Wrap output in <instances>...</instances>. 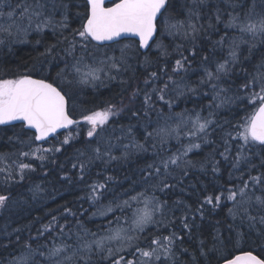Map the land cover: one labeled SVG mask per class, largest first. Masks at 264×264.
<instances>
[{
    "label": "snow or ice",
    "instance_id": "1",
    "mask_svg": "<svg viewBox=\"0 0 264 264\" xmlns=\"http://www.w3.org/2000/svg\"><path fill=\"white\" fill-rule=\"evenodd\" d=\"M23 44L43 51L0 76V213L52 164L102 226L64 207L0 264H264V0H0V50Z\"/></svg>",
    "mask_w": 264,
    "mask_h": 264
},
{
    "label": "trees",
    "instance_id": "2",
    "mask_svg": "<svg viewBox=\"0 0 264 264\" xmlns=\"http://www.w3.org/2000/svg\"><path fill=\"white\" fill-rule=\"evenodd\" d=\"M77 3L79 4L80 2ZM42 51L43 49H39L38 51L36 49L34 50L33 47L27 46V44L20 46L15 45L12 52L0 50V76L12 78L14 73H17L18 71L23 72L25 67H31L36 63L37 58L40 57ZM100 93H102V95ZM100 93L96 94L99 96L97 103H100L109 97L110 89L101 88ZM88 99L90 100L91 97H88ZM205 102L207 103V100ZM193 106V103L189 101L186 104H181L177 110L179 111L185 107L192 108ZM87 107L92 108L94 105L89 103ZM75 115L76 118L79 119L80 111H77ZM14 131H19V129L8 128L6 132L0 133V154L17 151L19 146L13 145L7 139ZM172 143L175 144V141ZM208 151H210V149L206 146L202 154L193 156L192 158L202 160L204 156L208 154ZM67 155H71V153H68ZM191 155L192 154H190V156ZM64 160L65 157L62 156L60 157L59 162H63ZM7 163L8 161H5V164ZM135 168L136 164L133 162L124 166L116 165L113 168H110L106 173V175L115 176L117 183L113 186V190L117 195L123 192L125 188L129 187V181L125 180L124 176L125 174L131 176L135 171ZM44 171L48 172L47 176H44L43 172L33 173L31 174L30 179L24 182V188L20 189V191L26 192L27 187L30 184L39 183L45 189V192L41 195L40 199L30 201L28 205L20 208H13L7 213H0V254H3L5 257L8 256L9 252L12 251L14 247L15 234L12 232V229L17 227L25 228L27 226L31 228L32 233L35 234V229L39 228L41 223L49 222L51 214H56L60 217V223L63 224L65 223V220L61 213V209L64 207H69L72 208L73 211H78L82 205L84 209H88V212L84 216H78L75 218L69 216L68 222H72L77 218L82 219L87 227L93 231L102 226L100 220H89L88 218L91 213L95 211V208L90 207L86 200L81 199L87 191L83 182L76 181L69 184L60 180L59 176L61 173L56 165L50 164ZM95 178V176L92 177V179ZM201 179L207 181L211 180L212 177L211 175H208L206 177H201ZM120 184H123V188L119 187ZM13 191H15V189ZM104 223H106V221ZM5 229H7V231H5ZM27 235L28 232L25 231L24 236ZM4 246H7V250H5Z\"/></svg>",
    "mask_w": 264,
    "mask_h": 264
},
{
    "label": "rangeland",
    "instance_id": "3",
    "mask_svg": "<svg viewBox=\"0 0 264 264\" xmlns=\"http://www.w3.org/2000/svg\"><path fill=\"white\" fill-rule=\"evenodd\" d=\"M24 45V44H23ZM18 46H20V45H18ZM27 46H31V47H33L34 48V50L36 49L37 51L40 49H43V47L42 46H39V47H37V46H35L34 44H27ZM40 52V51H39Z\"/></svg>",
    "mask_w": 264,
    "mask_h": 264
},
{
    "label": "water",
    "instance_id": "4",
    "mask_svg": "<svg viewBox=\"0 0 264 264\" xmlns=\"http://www.w3.org/2000/svg\"><path fill=\"white\" fill-rule=\"evenodd\" d=\"M76 2H80V0H76Z\"/></svg>",
    "mask_w": 264,
    "mask_h": 264
}]
</instances>
